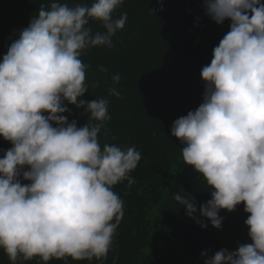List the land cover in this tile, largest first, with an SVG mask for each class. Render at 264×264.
Here are the masks:
<instances>
[{
  "label": "clouds",
  "instance_id": "1",
  "mask_svg": "<svg viewBox=\"0 0 264 264\" xmlns=\"http://www.w3.org/2000/svg\"><path fill=\"white\" fill-rule=\"evenodd\" d=\"M123 3H42L0 61V136L12 145L0 158V249L11 264L36 257L103 264L114 251L125 212L113 189L125 180L129 188L136 183L130 173L142 155L135 145L101 147L109 100L78 98L89 91L90 66L81 57L88 48L114 46L128 20L126 12L113 16ZM203 7L217 24L229 20V31L201 68L203 102L174 120L171 136L211 198L199 208L190 193L174 199L202 228L208 225L200 216L217 229L220 211L243 203L249 240L201 256L205 264H264V0H204ZM90 21L104 31L93 32ZM120 79L112 76L114 84ZM108 94L121 95L116 87ZM69 104L84 109L86 124L69 121Z\"/></svg>",
  "mask_w": 264,
  "mask_h": 264
},
{
  "label": "trees",
  "instance_id": "2",
  "mask_svg": "<svg viewBox=\"0 0 264 264\" xmlns=\"http://www.w3.org/2000/svg\"><path fill=\"white\" fill-rule=\"evenodd\" d=\"M50 0H0V61L10 44L18 38L38 13L40 4ZM69 6L91 5L93 0H61ZM204 0H124L113 13L114 18L126 12L124 29L113 36V47H92L85 50L82 61L89 91L87 101L101 97L109 100L106 128L99 135L101 147L115 144L136 146L142 159L130 175L136 183L127 181L114 186L124 202V218L103 264H205L201 253L211 257L223 248L236 250L239 243L249 240V215L241 203L236 210L220 211L224 217L222 229L213 227L207 218V228L186 214V209L174 199L175 194H192L199 208L211 198L202 176L182 160V145L171 136L175 119L195 110L203 102L204 82L201 68L210 64L213 49L229 31L230 21L220 25L204 11ZM163 5V10H161ZM150 9H155V15ZM199 18V19H198ZM93 32L104 31L98 22L90 21ZM107 68L101 72L100 67ZM119 74V83L112 76ZM110 87L120 91V97L108 94ZM67 103V102H66ZM69 121L78 126L87 123L83 108L69 104ZM106 133V134H105ZM0 136V158L11 148ZM29 183V181H23ZM199 216V211L196 214ZM0 264H11L0 249ZM24 264H64L63 259L43 262L39 257ZM68 264H101L76 261Z\"/></svg>",
  "mask_w": 264,
  "mask_h": 264
}]
</instances>
